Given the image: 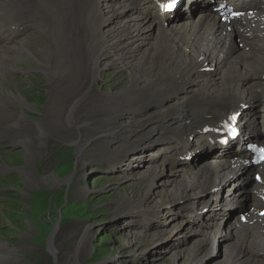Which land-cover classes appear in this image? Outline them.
Segmentation results:
<instances>
[{"label": "bare ground", "instance_id": "6f19581e", "mask_svg": "<svg viewBox=\"0 0 264 264\" xmlns=\"http://www.w3.org/2000/svg\"><path fill=\"white\" fill-rule=\"evenodd\" d=\"M221 1L178 0L184 4L162 13L153 0H0V43L13 36L11 41L0 44V76L23 68L11 62L15 59L7 51L18 49L28 53L23 43L25 39L19 40L25 30L34 28L39 36H45L48 30L55 47L44 54V65L40 64L45 67L41 71L47 72L52 87L47 108L51 114H47L49 117L54 114L58 122L69 110V107H59V103L70 101L76 104L80 124L87 126L93 120L82 117L86 115L83 106L88 103L84 92L97 82L101 55L119 51L116 65L124 69L137 62L140 70L131 77L130 86L122 95L90 99L96 115L105 118L106 126L100 134L108 136L107 142H112L109 135H125L123 143L128 147L130 143L125 140L137 137L131 149L112 153V158L127 152H141L142 156L134 159L149 161L139 180L143 181L150 173L154 175L152 184H156V177L160 175L164 179L157 186L172 188L169 192L161 191L164 197L157 209L164 208L171 215L178 209L189 210V216L193 212L203 213L202 217L195 215L198 222H209L200 224L197 230L202 237L192 245V260L204 261L203 258L212 256L215 250L224 249L225 257L213 264H264V219L255 214L261 211H243L242 208L247 192L251 193L250 208H264L256 197L261 186L253 177L251 180L247 163H244L248 154L245 151L229 154L230 149H220L215 142L217 136L205 130L234 105L238 111L235 128L239 142L264 145V10L258 0L244 4L258 10L246 16L254 33L246 28L244 32L235 31L215 11ZM150 4L155 5L153 15ZM183 7L187 9L184 11ZM196 10L201 11L196 15ZM45 14L48 29L43 23L40 25L44 19L37 20ZM175 17L165 31L156 25L158 19L168 21ZM255 34L261 35L260 38L253 40ZM148 64L159 72L157 77L144 74ZM5 103L26 106L22 97L0 93V138L12 139V143L22 144L29 152L33 137L20 136V131L24 133L21 126L24 115L2 114L8 109L15 110ZM176 105L178 108L173 111ZM151 108H155L154 112H150ZM126 114H130L132 121L118 123V118ZM64 118L78 123L72 116ZM153 121L160 125L159 130L156 126L148 127ZM259 123L263 124L260 128L256 126ZM192 135L197 137L195 141L191 140ZM211 137L213 141L207 144ZM149 150L154 158L146 155ZM186 153L191 159L182 162L180 156ZM204 158V163H200ZM245 180L246 189L240 194ZM214 183L219 192L210 194ZM241 202L238 215L226 219ZM217 205L220 210L215 209ZM178 232L166 240L181 241L182 230ZM88 234V231L84 234L82 243ZM227 238L231 239L230 243L224 244ZM4 247L6 244L0 240V259L12 255L13 249Z\"/></svg>", "mask_w": 264, "mask_h": 264}, {"label": "rangeland", "instance_id": "374dc122", "mask_svg": "<svg viewBox=\"0 0 264 264\" xmlns=\"http://www.w3.org/2000/svg\"><path fill=\"white\" fill-rule=\"evenodd\" d=\"M153 1L158 7V2ZM154 6L151 8L152 15L156 13ZM200 11L196 10V15ZM40 17L38 21L45 20L40 25L43 23L42 26L48 29L47 15ZM175 19H158L156 25L165 31ZM33 29L25 30L26 33L19 37V40L25 39L23 43L28 53L19 52L18 49L7 51L15 59L11 62L23 68L7 71L0 76V93L22 97L24 105L28 107L5 103V106L15 110L8 109L1 113L23 114L21 126L24 133L21 134L19 130L20 136L33 137V142L28 145L29 152L22 144L12 143V139L0 138V240L6 244L4 249H13L12 255L0 259V264H213L221 261L226 254L224 249L215 250L212 256L204 257V261L190 258L192 245L202 237V233L197 231L200 224L209 221L198 222L195 215L202 217L201 212H193L189 216V210L178 209L171 215L164 208H156L164 197L161 191L169 192L172 188L157 186L164 179L160 175L156 177V184H152L154 175L150 173L143 181L139 180L140 174H144L141 172L149 166L145 158L134 159L135 156H142L139 155L141 152H127L116 156V159L112 158V153L116 154L123 148L126 151L131 149L137 137L125 140L130 143L126 147L123 143L125 135H109L112 138L109 143L108 136L100 134L106 121L93 111L90 99L122 95L129 88L131 77L140 70L139 64L134 62L124 69L116 65L119 51L101 55L97 82L84 92L88 103L83 106L86 115L82 117L93 121L87 126L80 124L76 104L64 101L62 105L58 102L59 107H69L65 116L74 117L78 123L65 120V116L57 122L54 114L53 117L47 114L52 87L47 72L44 74L41 71L45 69L42 66L46 58L44 54L52 52L55 45L48 30L45 36H39ZM144 74L155 78L159 72L148 64ZM177 108L178 105L173 111ZM154 110L151 108L150 112ZM131 121L130 114L122 115L117 120L118 123ZM148 124V127L160 129L155 121ZM256 126L260 128L263 124ZM212 141L211 137L206 142L211 144ZM150 151L146 155L150 156ZM185 155L189 154L180 156L182 162L188 161L183 159ZM204 161L205 158L200 163ZM246 185L245 180L240 194ZM215 187L214 183L210 194L219 192ZM153 188V192L147 196L146 193ZM241 207L242 202L235 211L236 215L235 212L227 214L226 219L231 216L235 218ZM215 209L220 210V207L217 205ZM178 229L183 233L179 235L181 241L176 238L166 240L172 234L175 236L179 233ZM87 231L89 234L82 243ZM158 236L161 238L157 239ZM230 240L227 238L224 244H229Z\"/></svg>", "mask_w": 264, "mask_h": 264}, {"label": "water", "instance_id": "95a60500", "mask_svg": "<svg viewBox=\"0 0 264 264\" xmlns=\"http://www.w3.org/2000/svg\"><path fill=\"white\" fill-rule=\"evenodd\" d=\"M231 106H233V105H231ZM246 167H248L249 174H251V176L254 178L255 177V171L258 167L256 160H253V161L247 163ZM246 194H247V196H246V199L244 201L243 211H247L250 209L251 193L247 192Z\"/></svg>", "mask_w": 264, "mask_h": 264}, {"label": "snow or ice", "instance_id": "6c2138e0", "mask_svg": "<svg viewBox=\"0 0 264 264\" xmlns=\"http://www.w3.org/2000/svg\"><path fill=\"white\" fill-rule=\"evenodd\" d=\"M164 7L170 8V7H172V5L171 4L164 5ZM259 152H260V160L256 161L257 163L264 162V149H260Z\"/></svg>", "mask_w": 264, "mask_h": 264}]
</instances>
